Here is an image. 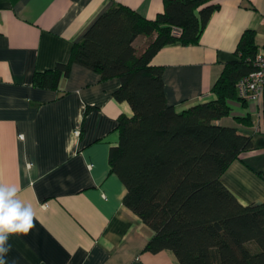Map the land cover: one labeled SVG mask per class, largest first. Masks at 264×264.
<instances>
[{
	"label": "crops",
	"instance_id": "crops-1",
	"mask_svg": "<svg viewBox=\"0 0 264 264\" xmlns=\"http://www.w3.org/2000/svg\"><path fill=\"white\" fill-rule=\"evenodd\" d=\"M217 5L198 42L168 44L151 59L163 66L166 102L178 111L214 98L211 86L245 30L264 49V0H212ZM145 18L164 0H0V183L17 186L35 210L28 235H13L6 264H178L170 250H144L151 229L123 204L126 188L110 171L126 101L113 93L117 77L72 63L54 88L34 74L65 62L93 20L112 4ZM145 36L134 43L146 44ZM217 120L251 134L253 148L223 172V184L242 204L264 201V97ZM248 114L251 125L233 117Z\"/></svg>",
	"mask_w": 264,
	"mask_h": 264
},
{
	"label": "trees",
	"instance_id": "trees-1",
	"mask_svg": "<svg viewBox=\"0 0 264 264\" xmlns=\"http://www.w3.org/2000/svg\"><path fill=\"white\" fill-rule=\"evenodd\" d=\"M211 1L164 0L154 18L112 4L72 45L68 60L36 72L34 84L56 87L72 63L119 79L113 96L132 114L118 116L108 161L126 188L123 204L152 231L144 250H170L178 264H264V201L242 204L221 180L253 148L252 135L217 122L230 115V101L250 103L236 83L255 69L254 31L240 36L236 58L211 86L214 98L181 111L166 102L163 66L151 63L164 45L198 42L217 7ZM138 36L147 38L142 47L134 43ZM233 118L252 124L248 114Z\"/></svg>",
	"mask_w": 264,
	"mask_h": 264
},
{
	"label": "clouds",
	"instance_id": "clouds-1",
	"mask_svg": "<svg viewBox=\"0 0 264 264\" xmlns=\"http://www.w3.org/2000/svg\"><path fill=\"white\" fill-rule=\"evenodd\" d=\"M15 185L0 183V264L11 250L8 243L13 235H28L35 227V210L19 196Z\"/></svg>",
	"mask_w": 264,
	"mask_h": 264
},
{
	"label": "built area",
	"instance_id": "built-area-1",
	"mask_svg": "<svg viewBox=\"0 0 264 264\" xmlns=\"http://www.w3.org/2000/svg\"><path fill=\"white\" fill-rule=\"evenodd\" d=\"M255 69L236 83L239 96L249 102H259L264 97V49L254 56Z\"/></svg>",
	"mask_w": 264,
	"mask_h": 264
}]
</instances>
